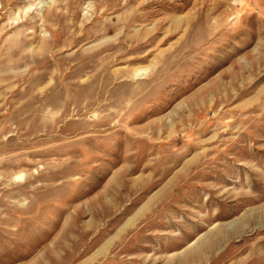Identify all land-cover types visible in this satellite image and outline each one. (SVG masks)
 Here are the masks:
<instances>
[{"label":"rangeland","instance_id":"374dc122","mask_svg":"<svg viewBox=\"0 0 264 264\" xmlns=\"http://www.w3.org/2000/svg\"><path fill=\"white\" fill-rule=\"evenodd\" d=\"M0 264H264V0H0Z\"/></svg>","mask_w":264,"mask_h":264},{"label":"bare ground","instance_id":"6f19581e","mask_svg":"<svg viewBox=\"0 0 264 264\" xmlns=\"http://www.w3.org/2000/svg\"><path fill=\"white\" fill-rule=\"evenodd\" d=\"M140 69L136 70V75H137V72L139 71Z\"/></svg>","mask_w":264,"mask_h":264}]
</instances>
